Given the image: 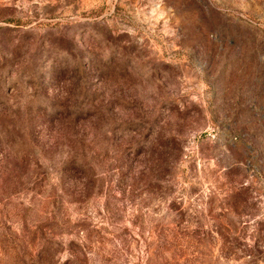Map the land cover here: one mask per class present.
Masks as SVG:
<instances>
[{
  "label": "rangeland",
  "instance_id": "rangeland-1",
  "mask_svg": "<svg viewBox=\"0 0 264 264\" xmlns=\"http://www.w3.org/2000/svg\"><path fill=\"white\" fill-rule=\"evenodd\" d=\"M0 264H264V0H0Z\"/></svg>",
  "mask_w": 264,
  "mask_h": 264
}]
</instances>
